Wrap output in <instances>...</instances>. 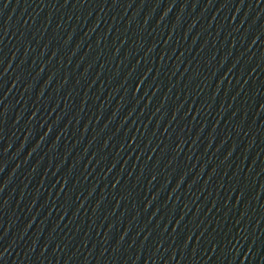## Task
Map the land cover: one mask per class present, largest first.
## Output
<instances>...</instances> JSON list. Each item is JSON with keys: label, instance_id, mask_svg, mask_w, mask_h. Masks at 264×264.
<instances>
[{"label": "water", "instance_id": "1", "mask_svg": "<svg viewBox=\"0 0 264 264\" xmlns=\"http://www.w3.org/2000/svg\"><path fill=\"white\" fill-rule=\"evenodd\" d=\"M0 264H264V0H0Z\"/></svg>", "mask_w": 264, "mask_h": 264}, {"label": "snow or ice", "instance_id": "2", "mask_svg": "<svg viewBox=\"0 0 264 264\" xmlns=\"http://www.w3.org/2000/svg\"><path fill=\"white\" fill-rule=\"evenodd\" d=\"M5 71H6V69H5Z\"/></svg>", "mask_w": 264, "mask_h": 264}]
</instances>
